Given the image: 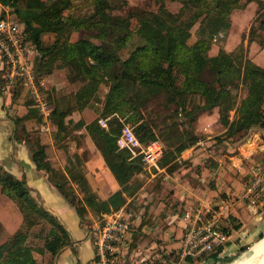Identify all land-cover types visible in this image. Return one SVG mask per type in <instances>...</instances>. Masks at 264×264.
I'll return each instance as SVG.
<instances>
[{
  "label": "trees",
  "instance_id": "obj_1",
  "mask_svg": "<svg viewBox=\"0 0 264 264\" xmlns=\"http://www.w3.org/2000/svg\"><path fill=\"white\" fill-rule=\"evenodd\" d=\"M165 1L154 0L155 11L133 9L122 15L117 13L121 5L114 0H84L92 11L77 15L72 0H0L1 5L12 8L24 27L25 40L37 50V73L45 76L55 67L64 68L68 82L77 85L74 94L59 100H54L46 90L52 108L55 141L62 140L71 128L72 133L84 128L121 186V190L100 201L82 173L67 168L81 197L75 192L66 193L71 185L69 181L58 179V171L46 160L44 146L34 150L37 167L53 174V185L75 207L81 219L87 208L96 213L120 208L126 202L125 195L133 194L140 186L134 182L135 175L147 169L141 150L132 155L118 148L116 142L122 124L115 115L126 118L142 148L151 141L161 145L160 166L171 163L199 140L192 129L174 132L175 124L172 123L168 128L178 144L173 150L163 151V144L142 113L146 100L160 92L165 93L166 103L175 104L176 112L179 110V114L186 116L193 125L200 113L217 108L219 123L226 129L222 140L239 142L251 128H264V66L245 55L244 35L233 51L227 52L221 47L231 26V13L244 8L250 1H256L259 8L264 2L167 0L180 4L178 10L172 12ZM261 28L264 29V21ZM74 30L82 31L84 36L71 38ZM45 34H54L51 43H44ZM260 41L264 44L263 38ZM214 43L220 47L216 55L210 56L209 50ZM240 85L245 87L246 95L237 100L234 91ZM189 95L202 99L194 105V111L186 104ZM95 99L102 103L96 118L88 123L83 119H66ZM34 111L39 112L35 107ZM100 118L107 119V127L99 124ZM194 128L206 137L196 126ZM0 195L22 218L20 227L10 234L0 223V264H37L34 251L45 256L55 255L69 242L64 227L37 203L24 180L14 178L1 167ZM34 230L38 232L35 237L43 233L42 244L37 249L27 243ZM222 250L219 248L208 256L218 262ZM231 260L225 257V261Z\"/></svg>",
  "mask_w": 264,
  "mask_h": 264
},
{
  "label": "crops",
  "instance_id": "obj_2",
  "mask_svg": "<svg viewBox=\"0 0 264 264\" xmlns=\"http://www.w3.org/2000/svg\"><path fill=\"white\" fill-rule=\"evenodd\" d=\"M252 4L255 21L264 11V6L259 8L256 1H250L244 8L235 10H244ZM3 11L6 13L7 9L0 4V16ZM234 11L231 13L230 29L221 47L227 52L233 51L244 35L248 57L257 65L264 66V44L260 41L264 36L257 35V40H254L250 34L254 21L236 24ZM237 20L241 21V17L238 16ZM262 21L258 22V27L264 33ZM231 38L234 39V46H228ZM219 47L220 44L214 43L209 55H216ZM36 54L37 50L32 47V55ZM58 72L62 74V80L57 78ZM3 75L4 66L0 55V167L14 178L24 180L37 203L57 218L69 237V242L57 254L46 255L48 262L45 264H95L92 229L102 216L113 212H121L129 217L131 223L128 243L114 256V264H169V258H176L181 247L180 215L188 202L202 203L206 207H214L221 202L228 204V211L221 220L228 232V240L219 259L234 255L263 232L264 206L256 211L249 209L242 201L241 194L250 167L258 162L264 163V128H251L239 142H218L215 137L226 130L219 123L218 109L202 112L195 125L196 130L205 134V139L198 140L182 151L174 164L159 165V170L147 168L149 174L145 175L142 186L137 192L125 195V204L117 210L96 213L87 208L84 219H81L75 207L53 185V174L37 167L33 159L34 150L44 146L46 160L58 171V179L69 181L71 185L65 190L66 193L75 192L81 197L78 186L69 178L67 168L81 172L90 190L100 201L121 190V186L84 128L75 130L76 139L69 143L62 145L63 140L55 141L51 117L49 130H44L43 118L34 111L33 102L25 89L8 85ZM43 78L45 88L54 100L75 92L64 91L66 84L74 85L66 79L64 68L55 67ZM47 81L50 83L47 84ZM100 109V99H95L83 110L73 111L66 119H83L88 123L97 117ZM248 138L252 142L251 146L244 144ZM10 206L13 205L0 195V223L7 234L16 231L22 221L21 215ZM13 224L16 225L11 228ZM235 225L239 227L235 228ZM207 259L209 261L212 258Z\"/></svg>",
  "mask_w": 264,
  "mask_h": 264
},
{
  "label": "built area",
  "instance_id": "obj_3",
  "mask_svg": "<svg viewBox=\"0 0 264 264\" xmlns=\"http://www.w3.org/2000/svg\"><path fill=\"white\" fill-rule=\"evenodd\" d=\"M23 25L8 17H0V55L4 66L6 82L10 86L16 84L25 88L44 121V130H49V119L52 108L46 98L43 76L35 69L32 48L25 40ZM99 124L107 127V119L100 118ZM119 149L136 155L143 152V160L147 168L159 170L162 148L157 141H151L145 148L136 137L128 123H122L121 134L116 142ZM244 144L251 146L248 138ZM260 146V145H259ZM257 146V149L260 147ZM245 205L256 211L264 206V163L253 164L247 174V182L241 194ZM228 211V204L221 202L214 207H206L202 203L188 202L180 215L182 226V243L177 253L178 259L171 264L201 263L211 252L223 248L228 240V232L221 220ZM129 217L121 212H113L102 216L91 232V240L95 250V264H114V256L126 246L130 232ZM170 264V263H169Z\"/></svg>",
  "mask_w": 264,
  "mask_h": 264
},
{
  "label": "rangeland",
  "instance_id": "obj_4",
  "mask_svg": "<svg viewBox=\"0 0 264 264\" xmlns=\"http://www.w3.org/2000/svg\"><path fill=\"white\" fill-rule=\"evenodd\" d=\"M83 1L84 0H72L75 14H77V15L78 14L82 15V14H87V13L89 14L92 11L91 9L86 7V5L84 4ZM114 1L116 2L117 5H119V6L121 5L122 8H119L117 13H120L122 15L127 14V12L129 10H133V9H145V10H152V11H155L157 9V6L154 3V0H114ZM165 5L172 12L177 11L178 8L180 7V4L178 2H171V1H167V0L165 1ZM6 9H7V12L4 15H2V17H8V18L12 19L13 21H16L17 23L21 24L19 19L17 18V16L12 12L13 11L12 8L6 7ZM254 9H255L254 4H252V5H249L244 10H235L234 11L235 23L238 24V22H243V24H245V22H248L249 20L252 21L255 18V10ZM238 16L241 17V21L237 20ZM262 19L264 20V11L259 15L258 19L256 17L255 21L253 20L254 23L250 27V34L252 35L254 40H257V35H261V37L264 36V33H261V31L259 30V27H258V22L261 21ZM193 33H194V30H192V34ZM80 36H84L83 32L80 30H74L71 38L75 39V38L80 37ZM53 39H54V34H45L43 36L44 43H46V44L51 43L53 41ZM233 44H234V39L231 38L228 42V46H234ZM29 47L34 48V46L31 45V43H29ZM245 55L248 57V55L246 53H245ZM31 57H32L34 65H35L37 54L34 56L31 55ZM57 78H59V79L61 78V80H62V74L60 72H58ZM63 78H64V76H63ZM49 83L50 82L47 81V84H49ZM19 84H16L15 86L17 88L22 87ZM65 87H66V89L64 91H65V93H68V92L76 90L77 85L75 87V85H70V84L67 85L66 84ZM234 93L236 94L237 100H239V99L245 97L246 89L244 86L240 85L238 89H235ZM26 95L30 99V97L27 93H26ZM30 101L32 102V100H30ZM201 101H202V99L199 96L189 95L188 99L186 101V104H187V107L193 109V111H194V108H193L194 105H198L199 103H201ZM101 105H102V103H101ZM175 109H177V106L175 104L166 103V95L164 92H160L157 95L147 99L146 105L144 107H142V113H143L144 119L150 123V125L152 126V128L156 132L158 140L163 144V151L164 150H167V151L173 150L174 147H176V145L178 144L176 142L175 138L173 137V135L171 136V129L168 128V126H170L172 123L175 124V127L173 128L174 132L176 131V129L180 131L182 129L188 128V129L194 130V133H196L195 135H197L199 137V140L206 138V137H203V135L199 134L198 132H195L194 127L196 125H193V123H189L188 118L186 116L180 115L179 110H177V112H176ZM115 116H117L119 118V121L121 122V124L123 122L129 123L126 121L125 117H119L118 115H115ZM71 127H73V126L71 125ZM71 130L73 131V128H71ZM72 131L69 133H66V136L62 139L63 140L62 145H64V143H69L72 139L75 138V134H74V132L72 133ZM215 139H218L221 141L222 137L220 135V136H217ZM234 139H232V140H234ZM175 159H173V161H171V163L174 164ZM146 174H149L147 172V169L146 170L143 169L140 173L135 175L134 182L140 184L139 188L142 186V183H143L142 181L145 180ZM139 188H137V190L135 192H137L139 190ZM15 225L16 224H13L11 226V228L15 227ZM36 231L37 230H34L29 235V237L27 239V243L29 245L33 246L34 249H37L38 247H40L42 244V240H43V233H42L41 237H35L34 236V234L38 233ZM0 235H1V229H0ZM260 236H262V237L264 236V228H263V232L257 235V239L254 242H256L257 240H260ZM254 242L248 244L243 251L239 249L236 251V253L234 255H231L229 257L234 259L238 255L241 256V253L247 251ZM255 245H253L252 248H254ZM33 254L37 260V264H45L46 262H48V258H47V256H45V254H39L37 251L36 252L34 251ZM208 257L211 258V256L207 255L204 259H202V261H200L201 263H199V264H203V263H205V261H207V264H229L230 263V262L225 261V258L220 259L221 262L219 261L218 263L213 261V259H210L208 261V259H207ZM169 259H171L169 261V263L171 264L172 262H174L178 259V255L176 256V258L170 257ZM236 259H234L233 261H235ZM194 264H197V263H194Z\"/></svg>",
  "mask_w": 264,
  "mask_h": 264
},
{
  "label": "bare ground",
  "instance_id": "obj_5",
  "mask_svg": "<svg viewBox=\"0 0 264 264\" xmlns=\"http://www.w3.org/2000/svg\"><path fill=\"white\" fill-rule=\"evenodd\" d=\"M251 248L252 246L247 251L241 253V256L237 257V259L235 258V261H230V263L232 262L231 264H264V236L262 239L258 240V243H256L254 248Z\"/></svg>",
  "mask_w": 264,
  "mask_h": 264
},
{
  "label": "water",
  "instance_id": "obj_6",
  "mask_svg": "<svg viewBox=\"0 0 264 264\" xmlns=\"http://www.w3.org/2000/svg\"><path fill=\"white\" fill-rule=\"evenodd\" d=\"M261 239V238H260ZM232 261V260H231ZM203 264H207V261H205V263H203Z\"/></svg>",
  "mask_w": 264,
  "mask_h": 264
}]
</instances>
